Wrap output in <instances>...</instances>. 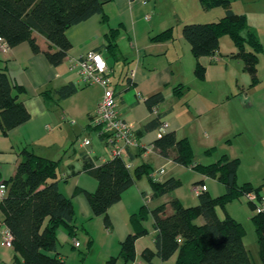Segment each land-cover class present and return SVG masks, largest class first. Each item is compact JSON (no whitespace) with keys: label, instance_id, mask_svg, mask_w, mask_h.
<instances>
[{"label":"crops","instance_id":"obj_1","mask_svg":"<svg viewBox=\"0 0 264 264\" xmlns=\"http://www.w3.org/2000/svg\"><path fill=\"white\" fill-rule=\"evenodd\" d=\"M164 1L150 0L147 4H143L137 0H111L105 3V20L103 14H95L88 20L67 29L66 34L72 43V48L68 51L64 61L57 66L52 65L47 59L44 51L50 47V42L39 32H34V35L41 48L40 52H33L28 42L10 47L7 53L0 50V58L7 66L6 71L12 82L24 89L19 92V100L24 102L31 115L27 123L14 128L7 134L0 131V183L15 174L17 165L23 158L24 148L46 158L59 160L57 176L49 181H58L60 190L67 197L72 198L75 207L74 224L78 232L84 228L89 250L96 246L101 249L109 242L110 245L113 242L112 246L114 243L121 246L127 235L132 232L130 216L142 205L146 204L149 209H154L165 204L166 214H171L173 212L171 200L178 198L183 202L185 198L169 193L154 197L150 181L146 185L142 177L138 178L134 185L122 193L121 200L108 210L111 225L106 227L103 216L94 214L85 193L74 194L77 187L88 191H95L98 187L97 179L85 169V161L91 159L95 165H100L111 159V156L105 138L99 135V129L91 125L92 116L102 98L104 88L100 85L83 84L69 69L72 57L101 48L110 68L119 108L126 120L132 124L142 145L152 144L159 137V128L148 132L143 131L144 125L154 115L145 103V99L158 91H162L165 96L164 101L156 107L159 113L165 114L164 121L168 124L167 132L174 131L177 138H189L193 149L194 143L198 142L192 125L194 114L199 116L205 113L203 112L205 108L219 111L218 120L223 123L225 130L229 127L227 134L231 129L229 112L222 108L226 99L223 100L215 96L213 92L208 93L206 90H209L210 80L215 79L216 83L221 84L218 92L222 93L225 98L229 97L231 67L235 64L234 60L238 59L235 56L238 48L232 39V42H229L225 38L228 35L221 37L220 47L216 54L199 58V62L206 67L205 78L199 79L195 73L196 58L192 53L191 45L182 35V26L185 23L214 20L194 21L195 15L205 16L210 10L223 7V10L214 12L216 18L219 19L225 15L226 8L216 6L207 9L200 0H196L201 6L196 3L194 9L195 0H181L179 7L172 13L167 10L165 13L163 11L165 10ZM165 6L168 7L167 2ZM155 12L156 21L149 23L151 20H146L145 15L151 13L152 16ZM238 14H243V12ZM170 18H179L180 28L178 27L177 33L174 31V38L153 41L152 36L173 27L170 26L172 24L168 20ZM248 21L250 23L249 18ZM250 25L254 28L258 26L256 23L254 25L250 23ZM111 28L119 29V35L116 38L118 42L117 61L121 65L118 69H115L116 64L110 62L109 58L112 57L106 55L104 48V45L108 43L107 34ZM2 39L0 36V41ZM247 49L251 48L248 46ZM260 61L259 58L258 72ZM131 72L133 75L130 74ZM69 82L75 83L78 91L62 99L56 90ZM178 85L187 88L186 93L181 97L174 93V88ZM192 86L196 90L194 101L188 98L189 89L191 90ZM188 115L191 117L188 118ZM71 120L75 122L72 123ZM86 139L91 141L89 145L83 143ZM173 153H175L174 150ZM125 160L131 162V169L148 163L153 167L154 173L160 175L166 163L165 160L173 161L158 154L155 150L146 152L141 147L130 148ZM158 178L159 181H165V177ZM216 192L219 193H209L212 196H218L225 192V186L217 188ZM2 200L0 199V260L3 264H13L15 251L13 247H10L12 252H9L6 248L8 246L3 244V235L8 228L4 223V214L1 210ZM226 211L234 217L227 207ZM217 213L220 218H224L226 214L221 208H217ZM203 221L201 217L197 220L198 223H203ZM145 226H148L146 227L147 235L144 234L136 240V259L129 264H147L142 256L143 250L145 248L155 250V237L158 232L153 227L152 217L145 222ZM57 234L58 251L64 258L66 255L63 240L65 242L70 236L63 226L58 229ZM109 237L110 241H108ZM76 239L79 240L78 236ZM71 245L73 248L80 249L82 243L80 241V246L76 247L71 239ZM111 252H108L107 256H112ZM177 256L178 254L175 253L166 261L155 257L153 262L155 264H175ZM259 262L260 258L254 264H259Z\"/></svg>","mask_w":264,"mask_h":264},{"label":"trees","instance_id":"obj_2","mask_svg":"<svg viewBox=\"0 0 264 264\" xmlns=\"http://www.w3.org/2000/svg\"><path fill=\"white\" fill-rule=\"evenodd\" d=\"M109 1L111 0H0V36L10 47L28 42L32 51L37 53L41 48L34 32L41 33L50 42V47L44 53L49 62L57 66L72 48L66 34L67 29L95 14H103L105 20L104 4ZM200 2L207 9L224 6L226 13L216 21L188 22L182 26V35L190 43L196 58L197 77L204 79L206 76V67L199 62V58L216 54L221 37L228 35L238 48L235 56L243 60L244 69L251 77V86L257 85L259 54L264 46L256 28L250 25L246 14H238L232 10L231 0ZM118 32L119 29L111 28L107 34L108 43L104 45L106 55L115 61L118 55ZM173 38V27L151 37L153 41ZM248 46L250 50L247 49ZM6 67L0 58V131L4 134L31 119L24 102L19 100V92L24 89L12 82ZM77 91L78 86L69 82L58 88L56 93L65 99ZM186 91L187 88L181 85L174 88L175 95L179 97ZM164 99V93L158 91L148 96L145 103L152 112L154 106ZM164 115H153L144 125L143 131H152L162 126L165 122ZM152 144L154 150L163 157L190 166L206 177L217 179L225 186V192L212 196L207 187L196 193L198 203L192 206H186L181 200L174 198L170 202L173 208L171 214H166L165 204L154 209H149L146 204L142 205L130 216L132 232L121 243L119 256L111 257L109 263L112 264L118 258L123 259L125 264L136 259V240L147 233L143 223L151 216L153 227L158 233L155 237V250L145 248L142 252L147 264H155V257L166 261L175 253L178 254L175 264H254L244 243V225L226 211L228 203L245 199L256 210L251 219L259 245V264H264V211L256 209L264 195L260 187H254L249 182L241 187L237 185L240 160L224 153L213 163H195L194 149L189 138H177L174 131L162 134ZM212 151L214 147L207 149V152ZM22 155L15 174L2 183L8 188L1 210L4 223L13 237V264H65L58 251V229L65 227L68 235L74 239L78 228L74 224L75 207L72 198L60 190L58 181H49L57 176L59 160L46 158L26 148L22 150ZM84 167L97 179L98 187L95 191L77 187L74 194L85 193L94 214L103 216L106 227L111 225L108 210L121 200L122 193L134 185L138 178L148 177L154 197L170 193L181 185V181L174 177L159 181L148 163L137 166L133 173L127 167L126 160L120 157L111 158L100 165L87 159ZM198 183L206 185L204 180ZM249 193L257 196V202L247 198ZM217 208L226 212L224 218L219 217ZM200 217L203 218V223L197 222ZM0 264H3L1 260Z\"/></svg>","mask_w":264,"mask_h":264},{"label":"rangeland","instance_id":"obj_3","mask_svg":"<svg viewBox=\"0 0 264 264\" xmlns=\"http://www.w3.org/2000/svg\"><path fill=\"white\" fill-rule=\"evenodd\" d=\"M181 0H165L163 3V10L166 13L174 11L179 7ZM232 9L235 12H243L246 14L250 20L251 24L258 25L256 30L259 32L261 42L264 46V0H231ZM167 2L168 7L165 4ZM174 2V4H173ZM196 0L194 1V9L196 6ZM201 6L200 3H197ZM170 6V7H169ZM162 8V7H161ZM215 10H223L220 7ZM215 10H210L205 16H194V21H216L218 18L214 15ZM160 13V11H159ZM156 12L152 15V23L156 21ZM153 20V21H152ZM175 29V33L178 32L179 18H170ZM190 23V22H189ZM203 23V22H200ZM179 27V28H178ZM229 42H232L229 36H226ZM226 40V39H225ZM259 58L261 59L259 64L258 78L259 83L255 86H251V77L247 71L244 69V64L240 59L234 60L235 64L231 67V79L229 88V97H226L218 92L221 84L216 83L215 79H211L208 89V93L215 94L221 99H226L223 103V110L228 111L230 118V130L227 134L229 127H223V123L218 120V112L206 109L203 111L205 113L199 116L194 114V120L192 125L194 126V131L197 134L198 142L194 143V162L199 164H210L215 162L222 154L228 153L230 157L238 158L240 160V166L237 172L236 183L238 186H243L245 183L249 182L254 187H260L261 192L264 195V50L260 53ZM110 62L115 65V69H118L121 65L120 62H116L114 59L109 58ZM213 78V77H211ZM239 82V83H237ZM250 82V83H249ZM237 84H239L237 86ZM235 86H237L235 88ZM224 97V98H223ZM188 98L193 100L196 98V90L192 86L189 89ZM191 117L188 115V118ZM232 126V127H231ZM64 129V128H63ZM214 151L207 152V149H212ZM226 149V150H225ZM226 151V152H225ZM165 165L160 174L157 177H165V180L174 177L181 181V185L171 191L169 194L178 195L184 197L183 202L186 206L196 205L198 203V196L194 191V186L199 184L201 180L205 181L210 193L216 192L217 188H222L223 185L217 179L211 177H205L199 171L193 170L190 166H185L183 164L165 160ZM135 168L131 169L134 173ZM143 182L147 185L149 179L147 177H142ZM213 194V195H217ZM227 209L234 215L235 219L240 221L245 229L246 235L244 238V243L246 248L249 250L252 260H259V245L257 241V235L255 230V225L252 222V215L256 213V210L247 202L245 199H236L228 203ZM144 221L145 222L150 218ZM148 228V226H145ZM148 231V229H147ZM147 235V234H145ZM79 240L82 243L80 249L73 248L71 245L72 237H69L64 242L66 255L64 257L65 264H110L109 260L111 257L119 256L121 246L117 243L110 242L108 245H103L101 249L99 246L93 247L89 250L88 238H86V232L81 230L77 234ZM110 237L108 238V241ZM9 252H12L10 247H6ZM113 251V252H111ZM108 252L113 253L112 256H107ZM82 254L81 256H78ZM84 255V256H83ZM121 258H118L112 264H123ZM131 263V262H130ZM125 264V263H124ZM129 264V263H128Z\"/></svg>","mask_w":264,"mask_h":264},{"label":"built area","instance_id":"obj_4","mask_svg":"<svg viewBox=\"0 0 264 264\" xmlns=\"http://www.w3.org/2000/svg\"><path fill=\"white\" fill-rule=\"evenodd\" d=\"M143 4H147L150 0H137ZM151 13L145 15L146 20L151 19ZM0 50L7 53L10 50L8 43L2 39L0 41ZM70 71L74 72L78 79L85 85H100L104 88L102 98L96 108L91 119V125L99 129V135L105 138V142L110 150L111 158L120 157L125 159L128 150L132 147H141L146 152L154 151V145H142L137 138L136 132L131 123H129L122 110L118 105V96L115 91V85L111 78L110 68L107 60L101 50H89L86 53L80 54L70 59ZM133 75V72L130 73ZM152 113L158 114L157 107L154 106ZM74 123V120H71ZM168 124L163 123L159 127V136L167 132ZM85 145H89V139L84 140ZM128 168L132 167L130 161H126ZM207 189L204 184L194 186V191L200 192ZM8 188L5 184L0 183V199L7 195ZM248 199L257 202V196L253 193L247 195ZM257 211H264V198L258 202ZM12 235L7 230L3 235V244L12 246ZM76 247L80 246V241L73 239Z\"/></svg>","mask_w":264,"mask_h":264}]
</instances>
